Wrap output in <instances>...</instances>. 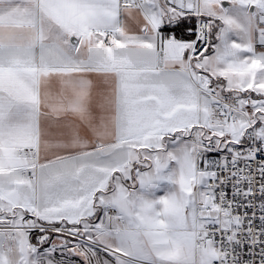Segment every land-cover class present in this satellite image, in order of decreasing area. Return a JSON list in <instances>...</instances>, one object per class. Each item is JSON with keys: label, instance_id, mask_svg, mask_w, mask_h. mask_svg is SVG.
I'll list each match as a JSON object with an SVG mask.
<instances>
[{"label": "snow or ice", "instance_id": "obj_1", "mask_svg": "<svg viewBox=\"0 0 264 264\" xmlns=\"http://www.w3.org/2000/svg\"><path fill=\"white\" fill-rule=\"evenodd\" d=\"M257 44L264 0H0V264H264Z\"/></svg>", "mask_w": 264, "mask_h": 264}, {"label": "crops", "instance_id": "obj_2", "mask_svg": "<svg viewBox=\"0 0 264 264\" xmlns=\"http://www.w3.org/2000/svg\"><path fill=\"white\" fill-rule=\"evenodd\" d=\"M124 13L125 14H122L121 13V20H122V26L125 28V30L129 34H132V35H142L141 34L142 32L141 33L138 32L139 34L137 33V30L138 29H137L136 24H134L131 21V18H132L131 14H129L127 12H124ZM139 22L143 23L142 16L139 19ZM168 33H169L168 31H165V34H168ZM176 36H177L178 39L187 38L184 31H182L180 34H177ZM256 47H257V51L258 52L259 51H264V48H262L261 46H259V44H257ZM157 52H158L159 56L161 58H163L164 53L163 52H160L159 47H157ZM92 79H93V94L94 95H97L98 93H100V92H102V91L105 90V88L107 87V85H105L103 77L93 75ZM61 87H62V85H61L60 80L58 78H53L50 81V84L48 86V90H50L55 95L56 93H58L60 91ZM67 154H69V153L68 152H64V151H58L55 148H53L51 150V152H50V156H52L53 158H54L55 155H67ZM111 214H115V213L113 212ZM77 259L78 258H76L74 256L71 257V260H72L73 264H80L79 261H77ZM57 260H60L59 259V256H58Z\"/></svg>", "mask_w": 264, "mask_h": 264}, {"label": "rangeland", "instance_id": "obj_3", "mask_svg": "<svg viewBox=\"0 0 264 264\" xmlns=\"http://www.w3.org/2000/svg\"><path fill=\"white\" fill-rule=\"evenodd\" d=\"M122 14H125L124 13V11L122 10V12H121ZM131 16H132V18H131V21L134 23V24H136V26H137V29H138V27H139V25L141 24V22H139V19L141 18V13L138 11V10H135V9H133V10H131ZM141 33L140 31H139V29L137 30V33ZM138 33V34H139ZM141 34H144V33H141ZM210 158H213V159H217V158H215V157H210ZM159 194H163L162 192L161 193H159ZM52 236H53V239L55 240V234L53 233L52 234ZM33 243H35L34 241H32ZM45 247H47V245L45 246ZM58 256H59V259L61 260L62 259V257H61V255H60V253L59 252H57L56 254H55V258L57 259L58 258ZM65 257H66V259H65V264H73V262H72V260H71V257L69 258V256L67 255V253H65ZM77 261H79V263L80 264H82V261L80 260V259H77Z\"/></svg>", "mask_w": 264, "mask_h": 264}, {"label": "trees", "instance_id": "obj_4", "mask_svg": "<svg viewBox=\"0 0 264 264\" xmlns=\"http://www.w3.org/2000/svg\"><path fill=\"white\" fill-rule=\"evenodd\" d=\"M195 20H196V18L192 17L191 21L190 22L189 21H185V24H189L190 26L194 27L195 26ZM183 29H184V26L182 25L180 28H177V29H174V30H171V31H174L175 35H177V34H180L182 31H184ZM165 31L169 32L170 30L166 29ZM32 241L35 242V239L33 238Z\"/></svg>", "mask_w": 264, "mask_h": 264}, {"label": "built area", "instance_id": "obj_5", "mask_svg": "<svg viewBox=\"0 0 264 264\" xmlns=\"http://www.w3.org/2000/svg\"><path fill=\"white\" fill-rule=\"evenodd\" d=\"M195 24H196V20H195ZM194 27H195V26H194ZM210 157H215V158H217V159L219 158L215 153L210 154ZM230 191H231V190L229 189V193H230Z\"/></svg>", "mask_w": 264, "mask_h": 264}, {"label": "water", "instance_id": "obj_6", "mask_svg": "<svg viewBox=\"0 0 264 264\" xmlns=\"http://www.w3.org/2000/svg\"><path fill=\"white\" fill-rule=\"evenodd\" d=\"M142 25H143V23H141L140 25H139V31L141 32V27H142ZM74 257H76V258H78V259H80L81 261H82V258L81 257H79V256H74Z\"/></svg>", "mask_w": 264, "mask_h": 264}]
</instances>
